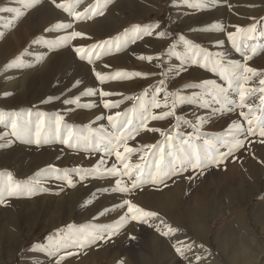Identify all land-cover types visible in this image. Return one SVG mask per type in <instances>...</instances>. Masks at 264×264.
Instances as JSON below:
<instances>
[{
  "label": "rangeland",
  "instance_id": "374dc122",
  "mask_svg": "<svg viewBox=\"0 0 264 264\" xmlns=\"http://www.w3.org/2000/svg\"><path fill=\"white\" fill-rule=\"evenodd\" d=\"M63 2L0 0V9H11L0 11V46H11L0 53V254L14 246L8 264H89L90 258L95 264L160 258L168 264V257L174 264H216L215 252L221 264H230L211 232L199 238L189 220L198 213L214 228L217 223L215 229L233 226L235 215L226 205L236 202L238 188L215 175L233 181L235 167L244 176L245 201L254 196L264 203V0H68L81 18L57 7ZM240 7L259 15L248 14V22L234 25L230 21L240 16ZM58 24L72 27H54ZM73 32L82 35L63 42ZM50 57L62 60L43 77ZM21 76L28 80L22 88ZM77 111L85 118L77 120ZM237 139L242 146L223 162L195 169L177 164L176 174L153 182L161 155V167L167 168L192 146L202 156L218 155ZM125 163L143 169L134 188L136 169L125 170ZM113 166L118 174H110ZM117 180L128 191H114ZM17 185V194L8 195ZM151 192L167 193V200L158 201H173L181 218L165 219L161 204L145 202ZM125 200L158 215L132 220L127 205L121 207ZM249 211L246 224L264 243ZM86 212L91 216L78 220ZM13 214L17 222L9 228ZM169 226L176 231L163 235ZM97 235L106 240L92 241ZM103 246L112 261L100 257Z\"/></svg>",
  "mask_w": 264,
  "mask_h": 264
},
{
  "label": "bare ground",
  "instance_id": "6f19581e",
  "mask_svg": "<svg viewBox=\"0 0 264 264\" xmlns=\"http://www.w3.org/2000/svg\"><path fill=\"white\" fill-rule=\"evenodd\" d=\"M236 12L238 14H240V13L241 14H240L239 17H236L235 19H233V20L230 21V22L234 23V25H235V23L236 24H244V23L248 22L247 21L248 18L246 19V16H248V14H250V15L251 14H253V15H256L257 14V15H259V13H258L259 11L257 9H253V8L252 9H250V8L247 9L246 7L245 8L244 7H242V8L240 7L239 11H236ZM235 16H237V15H235ZM226 17H227V15H226ZM228 18H229V16H228ZM10 48H11V46L8 45V44H5L4 46H0V53L1 52H7V51H9ZM37 48L38 47H36V49ZM61 60H60L59 57H56V58L50 57V58H48L47 61L45 63H43L44 66H42L43 72L41 73V76L44 77L45 72H46V75H47L49 73L50 68L51 67L53 68V66H57L58 63L61 62ZM0 63H1V57H0ZM58 68H59V66H58ZM27 81L28 80L24 76H21V80L19 82L20 85H21V88L24 87V85L27 83ZM3 90H4L3 88L0 89V94H2ZM34 113H36V112H34ZM75 115L78 117L77 120L85 118V114L83 112H81V111L75 112ZM74 118H76V117L74 116ZM234 169L235 170H233V172H231L232 173L231 176L233 177V181L231 179H228L227 176H224L223 173H221V174L218 173V175L217 174L215 175V177H219V180H224L225 181V186H227L228 188H231V189L232 188H235V185L238 188V195L235 198L236 202H233L232 204L230 203V204L226 205L227 207H229V210L231 211V213L235 215L233 217V219H232L233 220V223H234L233 226L230 227L229 229H226V230L223 229V231L221 230L222 228L219 229V230H218V228L215 229L217 223L215 224V228H214L211 225L210 222L204 221L203 215L198 214V213L195 214V216L193 215V218L190 219L189 221H190V224H191L192 228L194 229V231L196 232V234L198 235L199 238H202V237H204L205 235H207L208 233L211 232V234L213 235V238H215L214 240H216V242L218 243V246H219L217 251L223 253V255H225V257H227V259L230 262V264L231 263H234V264L235 263L236 264H264V243L261 241L260 237H257L254 233H252L250 231V227L246 224V221H247L246 220V218H247L246 215H248V208H250V211L249 212L251 213V216H252L253 220L255 221V223H257L258 225H260L261 231L264 233V203L263 204H260L259 202L254 201V196L253 197L251 196L250 198L248 197V199H247L248 201H245V198H246L245 195H247V190L244 188V186H242V182L244 180V176L242 174V170L239 169V168H237V167H235ZM8 180H9V183L12 181L11 178L8 179ZM233 182H234V185H233ZM100 187H101V185L98 186V188L96 186L95 188L90 189V192H87L86 195L88 193H89V195L94 194V192L97 189H99ZM217 192H218L217 193V196H218V194H219V196L222 195V192H221V189L219 188V186H218ZM205 193H206V197H209L210 196V190L209 189H206ZM212 197H214V195L211 196V198ZM167 198H168V194L167 193L165 195H163V194H159L158 192H151V193H149V195L147 197H144V200H145V202L148 201L149 202V205L151 204L153 206H157L158 208H160L157 204H161L162 202H159L158 200H167ZM98 203H101V202H98ZM161 205H162L161 206L162 209H158V210H162L163 216L165 217V219L168 218L170 220H175L177 217L178 218H181V215H180L181 213L178 212L177 210H175V207H174L175 205L173 204V201H170V202H167V203H163ZM91 213L92 212H90V213H87L86 212V214L84 216L80 215L78 217L79 218L78 220H81L82 218H89L91 216L90 215ZM9 217L10 218H9L8 226H9V228H12L13 225H15L16 222H17V217L14 214L12 216H9ZM183 221H184V218H183ZM248 222L249 221H247V223ZM185 224L186 223H184V225ZM236 225H238V226L236 227ZM53 226H54V224H53ZM233 227L235 229L236 228H241V229H243L244 232L242 231V233H240V232H238V229H236V231H233L234 230ZM239 231H241V230H239ZM22 235L23 234H17L16 235L17 237L16 236L15 237L16 238H19ZM104 240H106V239H104ZM168 241H170V240H168ZM109 243H110V241H109ZM165 245L163 246L161 244V246L164 247L163 249H165ZM13 247L10 249V252H11V250H13ZM160 249H162V248H160ZM166 251H168V250H166ZM10 252L6 256H3V255L0 254V258H2L1 259L2 260L1 264H8V263H11L13 261L15 253L14 254H10ZM107 253H108L107 246L106 247L105 246L100 247V257H102L104 255L105 258H108V256L106 255ZM219 258H220V256L217 253L214 252L212 254L211 261L213 260L216 264H221L222 262H221V260H219ZM108 259L110 261H112V258H108ZM170 259H172V257L171 258L168 257V260H167L168 264H174L173 262H169ZM158 260H159V263H158V261L146 260V262L143 263V264H160L161 261H164L166 259H161L160 258ZM83 262L84 261H82L80 263H83ZM95 262L96 261L93 258H90L89 264H95ZM162 263H164V262H162Z\"/></svg>",
  "mask_w": 264,
  "mask_h": 264
},
{
  "label": "snow or ice",
  "instance_id": "6c2138e0",
  "mask_svg": "<svg viewBox=\"0 0 264 264\" xmlns=\"http://www.w3.org/2000/svg\"><path fill=\"white\" fill-rule=\"evenodd\" d=\"M56 0H53V3H55ZM79 0H76V3H78ZM57 7H60V8H63L65 11H68L70 14H73L75 15L77 18H81L82 17V14L81 13H76L74 12V8H73V4L68 2V0H65V2L63 3H60V4H57ZM5 10H8V11H11V9H0V11H5ZM87 11V10H86ZM94 11V10H93ZM56 28H70L72 27L71 24H67V25H64V24H58L56 26H54ZM51 30V29H49ZM127 31V30H126ZM238 31H240L238 29ZM247 31H252V29H248ZM145 34L147 35H150L151 33L149 31H146ZM82 34L79 33V32H73L71 33V36H65L62 38L63 42H67L68 40L74 38V37H79L81 36ZM162 35V34H161ZM229 38L231 39L232 38V34L230 33L229 34ZM119 39V38H117ZM104 43H109L108 41H105ZM235 46V45H234ZM239 50V49H237ZM77 52H84V49L82 48H77L76 49ZM83 58V57H82ZM140 59H148V60H151L152 57H140ZM244 71L245 72H250V73H254V70L251 69V68H244ZM98 78H100L101 80H103L104 78L103 77H100V74L97 73L96 74ZM121 73H116V76H120ZM124 75H127L126 73ZM136 75H139V73H137ZM206 84H213L214 87L218 90V92H224L225 89L218 86V85H215V82H212V81H209V82H205ZM261 83H264V81H261ZM89 94H92L91 93V90H89ZM104 96H108V95H111V93H108V92H104L102 93ZM243 94H241V102H243ZM115 107L116 105H108V104H105V107ZM159 106V105H157ZM167 106V105H165ZM171 113H168L167 115H170ZM40 116H43V114H39ZM117 117L120 116V113H117L116 114ZM164 117L161 116V117H153V119H163ZM62 119V117H58L57 118V125H59V122L60 120ZM108 119L110 121H113L114 118L113 117H108ZM128 124L131 123V120H128L127 121ZM252 121L249 120V124L251 125ZM40 124L42 125L43 124V121L41 120ZM115 127V124L113 125ZM127 125H125L126 127ZM234 128H237L239 129L240 128V125L238 124H233ZM13 128H15V124L13 125ZM152 131H159L158 129H152ZM249 132L252 131L251 128L248 129ZM71 135V134H70ZM161 135H164V133H161ZM261 135H264V129L261 130ZM36 136H37V143H39V136H40V125L37 126V131H36ZM168 139L170 140L171 137H168ZM63 143H68L69 141L67 139L63 140L62 141ZM121 141L118 139L117 140V146L119 145ZM206 144H208L209 142L208 141H205ZM242 146V141L240 140H235V143L229 147V151L227 153H223V152H220L218 153V155L216 154H213V153H208V154H205V155H201V153L197 150V147L196 146H192V150H191V153L190 154H183L182 156L180 155H177L174 159V161L171 163V166L167 167V168H162L161 165L163 164V161H164V157L163 155H161V158L159 161H157L156 163V176L153 177V182L155 183L156 182V179L157 178H160L162 179L163 177L165 176H170V175H174L176 174V165L179 164L181 167H184L186 168L188 165H190L192 168H202V167H207L209 166L210 164L212 163H221L223 162V158L228 156V155H231L232 151L235 149V148H238ZM149 147H152V146H149ZM214 147V146H213ZM181 153H183V149L180 150ZM125 152L127 153H131L133 152V149L132 148H127L125 147ZM116 157L117 159H121V154L119 151L116 152ZM125 159H127V157H125ZM124 168L125 170H128V169H131V168H135L136 169V180L133 181V184H132V187H136L137 184L139 182H141V175H142V172H143V169L141 167L140 164H135V165H131V164H128V163H125L124 164ZM110 174H118V170L116 169L115 166H113V168L110 170ZM125 174H129L131 175L130 172H127ZM69 184L71 185V181H69ZM120 185V181L117 180V188L114 189V191H128L127 188H121L119 187ZM19 186H15V187H11L8 191V195H16L17 194V188ZM2 202V201H0ZM124 205H127L128 207V212L129 213H132L131 215V219L132 220H141L142 218L144 217H155L157 216L158 214L155 213V212H151V211H146L140 207H138L137 205L135 204H132L130 201H127L125 200L124 203L121 205V207H123ZM128 217L127 215L121 217V222H123L124 220H126ZM159 231V229H157ZM176 230L175 229H172L170 226L168 227V232H164L162 233L163 235H168L169 233L171 232H175ZM112 234H115V233H112ZM105 237L102 236V235H97V236H93L92 237V241H95V240H99V239H104ZM59 247V246H57ZM181 250L179 248H177V252H180ZM65 257H60L61 260H63ZM199 259V258H197ZM57 264H60V261H57Z\"/></svg>",
  "mask_w": 264,
  "mask_h": 264
}]
</instances>
